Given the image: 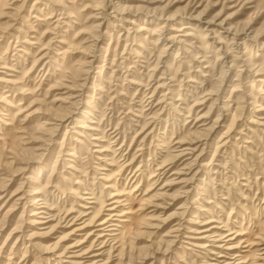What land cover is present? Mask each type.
Instances as JSON below:
<instances>
[{
	"label": "rangeland",
	"instance_id": "374dc122",
	"mask_svg": "<svg viewBox=\"0 0 264 264\" xmlns=\"http://www.w3.org/2000/svg\"><path fill=\"white\" fill-rule=\"evenodd\" d=\"M98 1L0 0V264H57L46 260L47 248L62 252L72 244L85 264H217L185 230H170L189 219L186 229L229 225L246 239L264 235V126L247 121L264 116L257 110L264 107V0H122L132 9L117 18L97 15ZM139 4L156 8L160 26ZM188 13L201 25L231 17L249 27L248 62L229 72L199 23L185 30L188 41L169 48L162 36L182 35L179 20L187 25ZM254 61L263 69L257 77ZM235 85L240 91L231 93ZM227 99L234 107L217 127ZM227 127L241 134L225 148ZM191 140L209 142L200 160L219 173L202 174L183 194L170 173L192 177L186 156L175 157L178 143ZM162 163L168 169L154 184ZM118 190L131 206V222L110 253L90 257L91 227L69 232L107 212ZM33 197L52 209L49 229L29 222ZM72 220L76 225L67 228Z\"/></svg>",
	"mask_w": 264,
	"mask_h": 264
},
{
	"label": "bare ground",
	"instance_id": "6f19581e",
	"mask_svg": "<svg viewBox=\"0 0 264 264\" xmlns=\"http://www.w3.org/2000/svg\"><path fill=\"white\" fill-rule=\"evenodd\" d=\"M104 1L100 0L97 2L98 6H99L98 8H102L103 11H105V15L103 14V11L97 13V15L102 14V18H104V16H107V15H109L111 18H117L118 13L123 14L124 12H130L132 9L131 6L123 5L124 3L122 2V0H117V1L107 0L106 2H104ZM147 2H150V1H147ZM188 3L190 4V2H188ZM102 4H104L105 8L101 7ZM106 7H108V8L112 7L113 10L111 11V13L107 12ZM144 7L147 8L146 14H148V15H146V16L149 18L148 22L149 21L155 22V20H156L157 26H160L161 22H159V20H161L162 18L164 19V17L157 16L156 8H151L149 6H141V5L138 6L137 8L143 9ZM113 13H115V14H113ZM184 15H186V14H184ZM184 17L188 18L189 22L186 23L187 25H185V23H182V21L185 19L179 20L181 22L180 24L182 26L177 31H181V32L183 31L184 33L182 35L169 34L166 32V34L164 36H162L163 39H161V40H165V44L170 46L169 48H173L175 46V44H177V43L182 44V43H185L186 41H188V37L191 36L192 34L190 32L185 31V30L189 29V28L194 29L193 25H190V24L199 23V26L198 25L197 26L201 27V29L200 28L199 29L203 32L202 33L203 38L204 39L211 38L213 40L212 46L214 45L215 48L218 49L217 51L218 52L220 51V53H219L220 58L218 60H222L221 63H223L222 64V65H224L223 67H225V66L228 67L229 72L231 70H233V68L235 67L234 65H236V63L239 60H242V62H245V64L248 62V60L250 58L248 59L247 55H246V53L248 51L247 48H249V46H252V47L254 46V44H253L254 39L252 38L251 34L248 32L249 27L243 28V27H240L239 25L238 26L234 25L230 19L231 17H226L224 19H221V18L207 19V20L203 21L205 25L204 24L201 25L202 21L201 22L200 21L199 22L194 21V20H199L200 18L197 15H192V13H188V15L184 16ZM126 18L124 16H121V19H124L125 21H126ZM105 20H107V19H105ZM166 20H175V18L167 17ZM129 23L134 24V21L132 20ZM162 27H164V24ZM139 30H144V28L140 27ZM171 30H176V29H171ZM104 34L105 33L99 34L97 36L96 40L102 39L103 38L102 35H104ZM2 37L3 36L0 35V39ZM209 42L210 41H207L206 43L209 44ZM93 45H95V44H93ZM263 48H264V43H263L261 49H263ZM166 49H168V48H166ZM235 50H237V52ZM232 51H234V53L236 52L237 54L233 55ZM230 58H232V59L229 60ZM90 63H91V61H90ZM229 64H231V65L229 66ZM245 64H243V65L245 66ZM249 65L251 67H254L253 69H255V71H253V72H255L254 77H257L261 74V72H262L261 70H263L261 65L257 64L255 61H254V63L249 64ZM88 66H90V65H88ZM246 69H248V65H247ZM165 73H167V72H165ZM224 73H226V72H224ZM251 75H252V73H251ZM238 86L239 85H235L236 89H232L231 93L239 92L240 88L238 89ZM240 87H241V85H240ZM222 91H223V89H222ZM241 95H243V94H241ZM219 100H222L220 96H219ZM225 101L223 100L222 105H220V107H219L221 113L219 112L220 114L218 115V116H220V119H219L220 122L218 125H216L217 127L222 126L221 122H224V120L226 121L228 119V118H226V116L231 115L230 114L231 113L230 107H232V106L234 107V105H232V103H231V102H233V100L230 101V99H227ZM237 107L235 109H237ZM257 110L263 111L264 107L259 108ZM225 112H227V113L225 114ZM261 114H264V113H261ZM234 116H235V114H233V117ZM200 117H201V115H200ZM201 118H204V117L202 116ZM260 119L261 120H258L257 122L255 120H252V118H250V120H247V121L252 122L253 124L264 126V116H260ZM196 120L198 121V119H196ZM217 122H218V120H217ZM217 122H215V123H217ZM227 129H228V131L227 132L225 131V133L228 135V138L226 141L223 140L224 142H222V145L224 143H226V145H229V143L233 139H239L240 138L236 135L241 134V131L237 130L232 135V134H229V132L232 131L233 129L230 130V128H228V127H227ZM261 129H262L261 132L263 131V133H264V128H261ZM249 130H251V129H249ZM221 137L223 138V136H221ZM199 140H191L190 142L186 141L184 143H183V141L179 142L178 144H180V145L178 146L177 151L175 150L176 151L175 157H182L183 158L186 156L185 161L186 162L188 161V162L185 164V167L190 170L189 174L192 173V177L188 176L189 178L188 177L187 178H184V177L180 178V175L182 174V172L180 173V171H173L172 174L170 173L171 177L174 176L172 178V181L174 183L180 182L181 184H183L182 186L185 190L183 192V194L192 191L193 188L195 189L196 186H195V183H193V180L194 179L197 181L200 180L202 174L208 176V175H211V173H219L217 170L213 171V169L211 167L209 168V163H205L202 160H200V158L204 154L207 153L206 152V150H207L206 145L208 147L209 142L208 141L204 142L202 140L203 142L200 143ZM244 142H251V141L245 140ZM226 145H225V148H226ZM94 152H100V151L96 150ZM102 152H103V150H102ZM174 159H173V161H174ZM175 162H176V160H175ZM166 165H167V163H166ZM164 166H165V164L157 167L160 172H159V175H157L159 177L154 182V184H156L162 176H165L166 171L168 169L167 168L168 166L167 167H164ZM215 166H216V164H215ZM189 174H187V175H189ZM166 186H167V184L164 183L162 185V187H160V189L165 188ZM86 194H88V193H86ZM181 196H183V195H181ZM20 198H19V200H20ZM83 199H85V198H83ZM109 199L111 201L107 205V207L105 208V211H107V212L103 213V215H101V216L98 215L99 214L98 213L90 221H88V222L84 221L82 223H79V225L76 228H74L72 231L69 232L71 235V234H75L77 232L85 231L87 227H91L90 231L87 233L88 239L93 238L89 252H94V251L95 252L93 254H91L90 257L101 258L104 255H106L107 252L111 251L114 248L112 245V242L113 243L115 242L121 228H123L124 226H126L127 224H129L131 222L130 214H131L132 209H131V206H128L129 205L128 199L123 197V194L121 193V191L118 190V192L115 193L114 195H110ZM39 200L41 201L43 199H39V198L36 199V197H33L32 205L34 206L33 208H35V209H33V211H35V212L31 213V215H30L31 220L29 222L31 224H40V225L43 224V225H45V226H43V229H49L50 221L54 220V215L51 214V211H50L52 209L49 210L47 205L44 202L39 203ZM187 200H189V199L187 198ZM183 205L181 204L177 208H183ZM154 206H160V204L157 203ZM187 206H188V204H187ZM85 208L89 209L91 207H85ZM10 211L12 212V210H10ZM184 212L185 211H178V213L181 214V216H185V215H182V214H184ZM87 214H89V213H87ZM171 214L173 215L174 213H171ZM75 220L68 222V225H66L67 228H72L73 226H75L76 225ZM180 220L181 219H179V221ZM184 220H186V221H184L182 223H180L179 221H178V223L177 222L174 223V225L171 227L170 233H175V232H179L180 230H185V233L189 234V237L186 236L185 238L189 239L193 246L203 248V249L207 250L208 253L215 255L217 257L215 259L217 261V264H264V235L261 237H257L255 240L246 239L244 237V236H246L245 235L246 233L238 231L236 226L230 227L229 225L211 226V227L202 228V229L201 228H194L193 226H190L189 228L186 229L185 225L183 226V223H190V222L192 223L193 221H191L189 219H184ZM211 222H214V221L210 220V222H206L203 224H210ZM51 229L53 230V228H50V230ZM43 233H45V232H43ZM31 234H33V233H31ZM175 235H177V234H175ZM176 237H179V236H176ZM21 238H22V236H21ZM216 242H219V243L216 244ZM77 246L78 245H75V244L69 245L62 252H59L58 249L55 248V246L54 247H48L47 250L45 251L46 252L45 254H48L49 258H46V260L51 259V257H54V258H58L57 264H62L63 262H66L68 264H85L86 262L83 261L84 258L82 257L83 252H79V250L75 249ZM208 247H210V248H208ZM116 256H117V254H116ZM259 260H262V262H259Z\"/></svg>",
	"mask_w": 264,
	"mask_h": 264
}]
</instances>
